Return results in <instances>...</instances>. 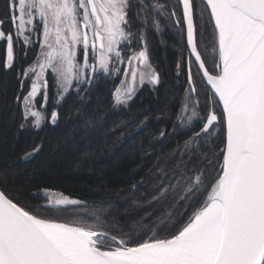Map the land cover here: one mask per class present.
<instances>
[{"label":"snow or ice","instance_id":"1","mask_svg":"<svg viewBox=\"0 0 264 264\" xmlns=\"http://www.w3.org/2000/svg\"><path fill=\"white\" fill-rule=\"evenodd\" d=\"M162 20L181 33L186 26L188 87L172 132L161 130L157 141L178 129L188 138L158 162L147 201L158 211L120 221L111 205L51 189L31 194L44 203L22 205L0 189V264H264V0H3L0 67L40 49L17 73L19 128L44 124L49 72L56 105L73 87L88 93L121 71L114 107L127 106L138 84L158 85L147 34L163 31ZM59 118L53 108L51 124Z\"/></svg>","mask_w":264,"mask_h":264},{"label":"trees","instance_id":"2","mask_svg":"<svg viewBox=\"0 0 264 264\" xmlns=\"http://www.w3.org/2000/svg\"><path fill=\"white\" fill-rule=\"evenodd\" d=\"M176 11L181 14V7ZM161 23L163 31L147 34L160 83L156 88L144 85L127 106H113L112 92L121 78L109 76L101 78L91 92L83 91L87 85L79 95L70 92L56 109L60 114L57 124L47 121L38 130L20 129L21 108L14 101L21 92L17 73L34 61L39 45L12 69L0 67V181L6 182L0 188L10 198L18 196L22 205H35L44 201L31 194L51 189L88 205H111L109 211L120 221L158 211L155 204L147 203L158 162L188 138L178 129L176 135L157 141L161 130L172 132L187 78L185 65L180 75L177 69L179 60L186 61L185 37L177 27ZM5 44L0 43V57H6ZM49 87V100L54 102V86L50 83ZM222 139L223 130L216 141L218 148L223 147ZM37 145L41 146L38 153L21 159ZM134 199L142 206H136Z\"/></svg>","mask_w":264,"mask_h":264},{"label":"rangeland","instance_id":"3","mask_svg":"<svg viewBox=\"0 0 264 264\" xmlns=\"http://www.w3.org/2000/svg\"><path fill=\"white\" fill-rule=\"evenodd\" d=\"M160 2L161 3H168V1L167 2H162L161 0H160ZM0 8H2V5H0ZM181 12H182V7H181ZM180 15V14H179ZM161 27H162V29L164 28V26H163V23H161ZM178 28V27H177ZM179 29V28H178ZM175 31V30H174ZM180 34H182V35H184V37H185V40H186V32H185V30H184V32L183 33H181L180 32ZM186 44H187V41H186ZM1 45H3V44H1ZM22 46V45H21ZM141 45H133V47H135L137 50H138V48L140 47ZM148 46H149V40H148ZM40 51V50H39ZM38 51V52H39ZM5 52H6V44H5ZM81 58H82V54H81ZM35 59H36V57H35ZM35 59H34V61H35ZM188 59H189V54H188V51H187V57H186V61H185V63L183 64V62H182V60H179V64L181 65V67H180V69H178V75H180L181 73H183L184 72V70H183V67H184V65H185V67H184V69L186 68V72H187V70H188ZM150 60H151V57H150ZM34 61L30 64V65H32L33 63H34ZM152 63V62H151ZM178 65V64H177ZM210 66V65H209ZM120 67H121V69H123L124 67H126V64H122V65H120ZM192 71H193V73L195 74V73H197V69H196V67H195V65H193L192 66ZM103 75V74H102ZM118 75H120V82H121V80L122 79H124V76H123V72L121 71L120 73H118V74H116V75H114V76H118ZM113 76V77H114ZM130 78V77H129ZM47 79H48V81H49V84L51 83V84H53V86H54V90H55V84H54V78H53V76H52V74L49 72V74L47 75ZM196 81H197V88L198 89H203L205 86H206V83H205V81L204 80H202L201 79V76L199 75V74H197L196 75ZM120 82H119V84H118V86H120ZM75 83V82H74ZM29 85H30V81H26L25 82V86H24V90H25V92H24V94H26L27 93V91L29 90ZM144 85H148V87H150V88H156L158 85H152V84H150V83H148L147 81L141 86V85H137V92H136V94L138 93V91L144 86ZM188 87V85L186 84L185 86H184V94H183V97H184V95H185V89ZM49 89H50V87H48V94H49V98H50V91H49ZM72 91H76V89H75V87H73V89L72 90H70V92H72ZM69 92V93H70ZM68 93V94H69ZM53 94H54V101L58 98L57 97V93H56V91H53ZM68 94H66L65 95V97L68 95ZM136 96V95H135ZM134 96V97H135ZM65 97L61 100V102L65 99ZM61 102H60V104H61ZM37 106H39V102L37 103ZM59 105H56L54 102H51L50 100H49V102H48V112H49V114H48V116L46 117V120H45V122H44V124H42V126H41V128L47 123V121H49L50 122V112L53 110V108H55V109H57V107H58ZM121 107V106H120ZM51 123V122H50ZM40 128V129H41ZM26 129H30V130H38V129H35V128H32V127H29V128H26ZM222 131V130H221ZM53 196H59L61 193L60 192H57V191H53L52 190V193H51Z\"/></svg>","mask_w":264,"mask_h":264},{"label":"water","instance_id":"4","mask_svg":"<svg viewBox=\"0 0 264 264\" xmlns=\"http://www.w3.org/2000/svg\"><path fill=\"white\" fill-rule=\"evenodd\" d=\"M182 7V6H181ZM185 32H186V26H185ZM186 41H187V38H186Z\"/></svg>","mask_w":264,"mask_h":264},{"label":"flooded vegetation","instance_id":"5","mask_svg":"<svg viewBox=\"0 0 264 264\" xmlns=\"http://www.w3.org/2000/svg\"><path fill=\"white\" fill-rule=\"evenodd\" d=\"M181 7V6H180ZM40 49H38V51H39ZM202 79V78H201ZM203 80V79H202Z\"/></svg>","mask_w":264,"mask_h":264},{"label":"bare ground","instance_id":"6","mask_svg":"<svg viewBox=\"0 0 264 264\" xmlns=\"http://www.w3.org/2000/svg\"><path fill=\"white\" fill-rule=\"evenodd\" d=\"M1 189V188H0Z\"/></svg>","mask_w":264,"mask_h":264}]
</instances>
